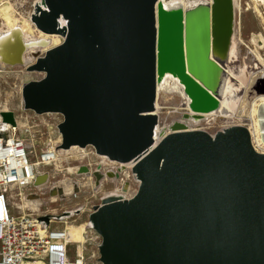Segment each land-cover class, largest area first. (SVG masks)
I'll list each match as a JSON object with an SVG mask.
<instances>
[{"label":"water","instance_id":"1","mask_svg":"<svg viewBox=\"0 0 264 264\" xmlns=\"http://www.w3.org/2000/svg\"><path fill=\"white\" fill-rule=\"evenodd\" d=\"M115 1L46 0L50 12L43 15H51L53 11L63 12L62 17L68 21V31L65 34L64 30L57 28V20L61 15L55 19L54 24L49 21L45 23L49 29L54 28L55 32H45L38 26L43 15L33 18L39 31L58 34L64 41L49 49L44 57L37 55L36 64L28 70L44 73L46 78L47 72L40 67L44 60L50 58V69L60 79L62 64L82 55L80 52H83L81 48L85 33L95 27L103 38L102 44L109 47L106 55L108 64L113 68L119 65L129 71L131 82L143 89L136 92L135 98L144 97L140 107L145 116L156 118V84L165 73L180 78L192 99L193 108L200 109L206 104L210 94L187 72V62L191 74L195 76L199 73L192 71L193 62H209V44L213 46L210 25L194 12L187 14V22L184 24L180 19L169 17L161 9L156 13L158 0H136L135 5L137 1L141 5L136 10L142 26H136V49H131L128 54L125 48L126 33L124 29L121 30L122 25L119 27L115 23L118 17ZM209 10L206 8L205 14ZM212 10L213 25L228 38L234 21L230 0H216ZM78 15H81L79 20ZM71 17L76 20L72 25ZM70 28H77L78 35L64 49ZM99 61L100 58L93 59L89 66L93 68ZM219 72L217 67V79L213 87L215 96L219 95ZM113 76L118 79L117 74ZM37 82L40 81L30 82L23 87L22 97L26 110L36 114H60L64 120L70 115L76 119L74 130L80 126L86 130V134L79 139L92 141L84 146L72 147L91 146L98 155L110 161L118 164L133 163L132 171L140 183L137 194L126 200L105 197L100 205L93 208L90 217L102 238L99 248L101 263L264 264V153L253 148L246 128L235 127L211 137L202 131L175 132L181 128L176 123L174 133L155 144L156 123L149 135L147 128L143 131L141 141L143 144L149 143L148 147L129 162L123 163L115 159V156H122V153H119L114 138L101 132L91 133L85 121H95L99 127H105L104 131L108 133L110 120L116 122L122 117H132L131 106L115 107L117 99L113 96L111 100L105 92L98 97L104 109L98 111L91 98H86L87 94L79 95V99L75 100L74 95H68L63 90L57 94L58 102L49 105L62 112L42 111L43 105H39L38 100L46 98L43 93H37L42 92L38 89L35 93L31 91L32 102L37 108H29L27 89ZM61 82L63 88L68 89L69 81L65 79ZM93 100L95 102V96ZM107 105L108 110L105 108ZM1 117L3 122L17 125L13 113H1ZM59 133L62 138L61 150L71 149L63 146L64 137L60 125ZM88 171L83 167L80 173L87 175ZM48 178L47 174L39 176L35 186L46 183ZM105 178H96L97 188ZM59 195L64 198V194ZM42 220L48 222L49 218L44 217Z\"/></svg>","mask_w":264,"mask_h":264},{"label":"bare ground","instance_id":"2","mask_svg":"<svg viewBox=\"0 0 264 264\" xmlns=\"http://www.w3.org/2000/svg\"><path fill=\"white\" fill-rule=\"evenodd\" d=\"M215 1L216 0H158L155 5L156 13L161 9L169 17L180 19L184 24L187 22V14L194 12L201 15L202 17L200 18L205 20L211 27V42H213L212 44L214 47L211 43L209 44V62L207 61L206 64L193 62L194 70L192 71H197V73H199L198 76L191 74V68L187 62V72L201 86L206 88L210 94L208 102L200 109L193 108L192 99L186 93V87L178 76L172 73H165L158 78L156 84V98L159 100L161 94H177L186 100L185 105L188 107L189 113H185L178 121L171 125L163 126V128L158 124L154 131V142L158 144L167 135L174 133V124L176 123L180 124L181 128L179 131L175 132L199 131L201 130V123L204 116H209L207 114H211V116H217L226 121V125L222 132H227L235 127L246 128L252 136L253 148L259 153H264V95L259 94L260 90L264 91V57L260 54V50L264 48V36L261 34H254L252 36L251 42L254 45V49L252 48L253 50L250 51V59L246 58L245 65L235 70V67L238 66L236 63L239 61L238 45H243L244 41L237 36L234 21L231 25V33L228 38L225 37L224 32L215 28L212 22V8ZM239 1L240 0H230L233 13L234 9H240L241 4ZM254 1L264 5V0ZM206 8L210 9L208 14H205ZM255 12L261 17V24L264 28V9H261L260 6H255ZM4 17L7 28H0V62H3V68H9V66H11V68L17 66L21 67L22 64V66H25L33 61L37 55L43 54L49 49L61 45L64 41L58 34H46L39 31L24 17L19 22L13 20L14 18L9 16L7 12H5ZM60 22L64 24L63 20H60ZM27 53L29 56H27ZM250 64L253 65V69ZM217 67L220 71L219 78L221 79L219 95L215 96L213 87L217 79ZM246 73L250 76L248 81H246ZM157 103L156 101V108L158 107ZM8 111L6 107L3 108L0 104V113ZM16 124L17 129L21 130L25 128L24 124L19 122L18 119H16ZM57 142L58 139L52 146H55ZM78 150L81 149L72 147L70 150H57V161L59 160L61 162V156L63 154L68 155L71 151ZM81 151L85 152L84 150ZM102 158L107 160L106 157ZM56 166L60 168L58 164ZM130 166L133 168V163L119 164L118 170L114 169L105 173L101 172V170H96L94 172L89 170L86 176L94 178L95 180L99 176L116 180L119 179L121 173L125 172V168ZM66 170L68 174L71 175L75 173L76 169L68 167ZM134 178L139 182L135 174ZM76 186V181L66 178L64 181L57 183V187H59L61 191L54 190L52 195L56 196L59 193L67 196L74 193L75 190L79 192L80 186ZM124 188H127L126 191H124L126 193H113L110 196L120 197L126 200L128 185L126 184ZM30 194V200L39 201L38 195L33 193ZM17 208L21 209L18 206ZM83 230L84 226L71 228L70 233L75 232L78 234V238H71V240L75 243L81 242L83 240ZM93 239L96 240V237L93 236ZM79 248L82 249L83 246Z\"/></svg>","mask_w":264,"mask_h":264},{"label":"rangeland","instance_id":"3","mask_svg":"<svg viewBox=\"0 0 264 264\" xmlns=\"http://www.w3.org/2000/svg\"><path fill=\"white\" fill-rule=\"evenodd\" d=\"M239 3L241 4L240 9H234V22L236 25L235 30L237 31V36L244 41V44L238 45L239 61L236 63L238 66L235 67V70L237 68L240 69L245 65L246 58L250 59V51L254 49V45L251 42L253 38L252 36L254 34H261L264 36V28L261 24V17L255 12V6H260L261 9H264V5H261L254 0H240ZM17 7L19 6L17 5ZM29 10V8L26 9L27 12ZM5 12L14 18L13 20L18 22L24 17L23 13L15 8L12 1L0 0V21H2V23H6L4 17ZM260 54L264 57V48L260 50ZM250 66L253 69V65L250 64ZM45 76L46 75L44 73L30 71L26 69L25 66L12 68L9 66V68L2 69L0 77V104L3 108L6 107L9 110L8 112H12L19 122L24 124L25 128H22L21 130L17 129V131L18 135L21 138L26 139L32 146L33 154L31 157L33 162H37L38 156H40L41 152L53 145L57 139V144H61L62 142V138L60 139L61 135L59 133V125L64 120L62 115L50 113L49 115L36 114L34 111L26 110L24 107L22 97L23 87L30 82L41 81L45 78ZM249 77V74L246 73V81L249 80ZM259 94L264 95V91L260 90ZM156 101L158 102L157 108ZM185 102L186 100L177 94H161L159 100L156 98L154 114L157 118V125L160 124L163 128V126L171 125L172 123L178 121L185 113H189V109L186 107ZM207 115L209 116H204L201 123V130L199 131L205 132L211 137H215L216 134L224 130L226 121L220 117L211 116V114ZM79 149L84 150L85 152L78 150L71 151V153L68 154L69 156L63 154L61 156V162L58 160L59 162L57 161L55 164L43 168L44 171L54 172L55 176L52 179L53 182L59 183L64 181L66 178H70L79 183V195L76 198H67L65 201L58 204H50L41 210L42 212H45V210L55 209L56 215H61L63 210L75 212L80 209L78 215H73L67 219L64 218L62 221H55L51 225V228H68L71 231V228L73 227L84 226L83 240L79 243L74 242L71 245L70 257L75 258L77 252L81 250L79 247L83 246L86 259L89 262L96 264L101 263L100 251L97 248L98 240L96 241L91 238L90 229L88 227L90 214L93 212V208L100 205L103 198L108 197L113 193L122 194L126 184L128 185V195L126 198L131 199L137 194L140 183L134 178L132 166H130L125 168V172L120 174L119 179L114 180L105 178L102 181L101 186L96 188V180L94 178H89L85 174H79L77 169L87 167L90 171L92 170L94 172L96 170H101V172L105 173L114 169L116 170L119 167V164L111 162L108 158L107 160L103 159L102 157L104 156L98 155L96 150L91 146L86 148L80 147ZM59 150H61L60 147ZM57 164L60 168L56 166ZM68 167L76 169L75 173L71 175L68 174L66 170ZM27 190L28 188H12L10 193L11 205L12 211L16 216L21 215L24 211L22 209L21 198ZM17 206L21 209H18ZM70 236L71 238H78V234L75 232L70 233Z\"/></svg>","mask_w":264,"mask_h":264},{"label":"built area","instance_id":"4","mask_svg":"<svg viewBox=\"0 0 264 264\" xmlns=\"http://www.w3.org/2000/svg\"><path fill=\"white\" fill-rule=\"evenodd\" d=\"M10 1L35 28L33 18H39L43 13L50 12L46 0ZM28 8L30 10L27 12ZM60 20H63L64 24ZM57 24V28L64 30L66 34L68 21L61 16ZM0 28H7V24L0 21ZM45 53L40 54V57H44ZM27 56H29L28 53ZM37 60L38 58H34L25 65V68L33 66ZM2 69L3 64L0 62V77ZM61 144L51 145L41 152L37 162H33L32 146L18 135L17 125L12 126L3 122L0 113V264H93L86 259L84 248L77 252L75 258L70 257V247L74 243L70 237V229L51 228L55 221L78 215L80 209L75 212L63 210L61 215H56L55 209L45 210V212L41 210L50 204L63 202L67 198H76L80 193V190L79 192L75 190L74 193L64 195V198L59 194L52 195L54 190L59 191L60 188L57 187V182L52 181L54 172L44 171L43 168L57 162V150ZM82 168L78 169L79 174ZM45 174L49 176L48 181L35 186L37 178ZM14 187L28 188L21 198L24 211L18 216L14 215L11 205L10 193ZM30 193L38 195L39 201L30 200ZM66 213L69 215L66 216ZM92 214L93 212L90 217ZM44 217H48L49 221H43ZM89 221L91 238L96 237L99 250L102 238L91 220Z\"/></svg>","mask_w":264,"mask_h":264},{"label":"trees","instance_id":"5","mask_svg":"<svg viewBox=\"0 0 264 264\" xmlns=\"http://www.w3.org/2000/svg\"><path fill=\"white\" fill-rule=\"evenodd\" d=\"M135 3L136 0L115 1V6L118 9L116 10L118 12V15L116 16L118 17H116L115 23L118 24L119 27L122 25L121 30L124 29L126 33L125 41L127 47L125 48L128 49V54L131 49L132 51L136 49L134 43L136 41V26H142L141 19L139 21L138 18L139 12L136 10V7L141 8V5H139L138 1L136 5ZM119 12L122 13L119 14ZM60 15L62 16L64 13L61 11H53L51 15H43L42 18L39 19L38 26L45 32H55L53 30L54 28L49 29L45 26V23H48L49 21L54 24L55 19L60 17ZM67 17L69 16L67 15ZM77 18L79 20L81 15H78ZM75 21L74 18H70L71 25L76 23ZM76 29L77 28H70L69 37L66 43L67 45L64 49H66L67 46L69 47L72 44L74 37L78 35H76ZM151 30L153 32L154 28L152 27ZM102 39L103 38L99 35L95 27L87 30L83 39V49L81 48L83 52H80L82 55L78 58L74 57L73 60L66 64H62L60 79H58L57 74H54L50 69V58L44 60L40 69L47 72V77L42 81L32 83L29 86V89H27V104L29 108H37L32 102L31 91L35 93L39 89L42 92L37 93H43L46 98L41 100L39 98L38 100L40 103L39 105H43L41 106L43 109L42 111L62 112L49 105L58 102L59 99L57 98V94L63 92V90L67 92L68 95H74L75 100L79 99V95L87 94L86 98H91L93 103L97 106L98 111H103L104 109L98 97L101 94H105V92H107L110 99L113 96L117 99L114 105L115 107L124 105L126 108L131 106V109H133L132 117H122L121 120L116 122L110 120V123H108V133L104 131L105 127H99L95 121L93 122V120L90 119L85 121L86 126L88 130H91V133L95 132L97 134L101 132L103 135L108 134L110 137L114 138L113 140L115 145L118 146L119 153H122V156H115V159L119 162L126 163L138 156L148 147L149 143L143 144L141 141L143 137L142 134L144 129L147 128V133L149 135L151 128L157 123V119L144 115V110L140 107L141 101L144 97L142 96L141 98L138 96L135 98V94H137L136 92H141L143 89L131 82L129 71L120 67L118 64V66L114 68L108 64L106 55L108 54L109 47H105L102 44ZM96 58H100V61L97 62L93 68L90 67L89 63H92V60ZM126 73L128 76H126ZM116 74L118 79H115L113 76ZM65 79L69 81L68 89H64L63 83H60V80L64 81ZM57 80L59 81L57 82ZM93 96H95V102ZM133 96L135 99L134 102ZM109 105H111V103ZM105 108L108 110V105ZM75 121V118L67 115L66 119L60 124L61 133L64 137L63 146L65 148H70L72 145L84 146L88 143H92L90 140L84 141L79 139L80 136L86 134V130L82 126L77 127L74 130ZM80 123L84 122L81 121Z\"/></svg>","mask_w":264,"mask_h":264}]
</instances>
